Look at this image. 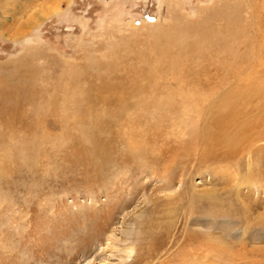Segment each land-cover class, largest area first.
I'll list each match as a JSON object with an SVG mask.
<instances>
[{"label":"rangeland","instance_id":"obj_1","mask_svg":"<svg viewBox=\"0 0 264 264\" xmlns=\"http://www.w3.org/2000/svg\"><path fill=\"white\" fill-rule=\"evenodd\" d=\"M259 97L264 0H0V264H264Z\"/></svg>","mask_w":264,"mask_h":264},{"label":"bare ground","instance_id":"obj_2","mask_svg":"<svg viewBox=\"0 0 264 264\" xmlns=\"http://www.w3.org/2000/svg\"><path fill=\"white\" fill-rule=\"evenodd\" d=\"M260 96H262V95H260ZM184 98H186V97H184ZM194 98H192V99L194 100ZM196 101H197V99H196ZM191 103L194 104V102H191ZM245 103H247L246 104L247 105V109H248L247 113H246V110L243 111V108H237V109L233 108L232 111H230V112H232L231 113L232 117L234 118V116H235L234 119L239 118L238 115H241L245 119V121H243V119H242V126L239 124L240 125L239 127H238L237 121H234L232 119V121H231L232 122L231 130L237 131L236 134L231 133V130L228 131V124L230 123V122L228 123V119L230 118V117L228 118V114L227 115L218 114L216 116V120H215L216 125H217L216 127L218 129V132L221 134V136L219 135L217 137V134H215L217 139L215 138V140H213V141L216 142V143H218V142L220 143L221 140H225V148H224L225 150H224V153H223V155L225 157H229V156H236V157L244 156L245 153H250L251 154L253 152H258V151H260V148L263 147L260 142L264 141V99H262V98L260 99V97H259V101H257V102H254V100H252L250 102H245ZM195 105H196V103H195ZM170 107H171V105H170ZM190 108H191L190 106H186L185 108H183V113H184V118L185 119H186L185 116H187V118L190 117V115H189ZM235 108H236V106H235ZM241 118H239V119H241ZM171 120H173V119H171ZM220 124H221V126H220ZM248 124H250V125L247 126ZM178 128H181V126H179ZM214 130H215V128H214ZM183 132H181V133H183ZM185 136L186 135L184 134V137ZM197 153H198V155H202L203 154L202 152H200V150H198ZM239 158H241V157H239ZM250 177H251V175H250Z\"/></svg>","mask_w":264,"mask_h":264}]
</instances>
